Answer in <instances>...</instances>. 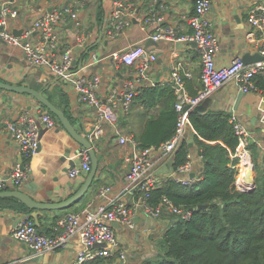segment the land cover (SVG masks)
I'll return each instance as SVG.
<instances>
[{"label":"crops","instance_id":"obj_1","mask_svg":"<svg viewBox=\"0 0 264 264\" xmlns=\"http://www.w3.org/2000/svg\"><path fill=\"white\" fill-rule=\"evenodd\" d=\"M6 0H0V6ZM18 14L10 19L9 27L20 34L32 22L46 11L69 1L79 4V21L88 36L83 42L77 39L75 21L69 16L56 25L61 47L71 46L74 69H79L89 75H98L100 83L97 94L101 98L113 88H121L122 80L129 74L132 66L113 58L112 53L132 45H143L157 54V59L151 64L144 78L136 87L128 112L117 109L112 121L103 122L104 132L101 136L91 139L98 157L94 177L85 195L77 202L63 209H44L38 219L33 217L38 231L50 233L55 219L63 214L80 210L88 203L98 205L107 203L116 194L122 193L126 203L133 208L135 227L129 228L121 223L114 224L117 240L126 252L125 264L139 262L155 254V241L169 225L170 217L163 213L160 218L144 214L136 206L137 193L125 190V174L127 163L123 158L130 144L121 143L119 138L132 134L146 139H158L173 119L176 94L170 75L173 64L182 61L191 76L185 78V89L189 94H196L201 86V60L199 51L191 41H176L169 39L153 40L150 34L156 23L151 20L153 15L162 17L163 25H173L177 32L186 34L192 31L186 17L194 12L195 0H120L124 4H134L135 10L123 15L129 23L114 36H107L109 20L115 2L118 0H11ZM211 8L208 16L212 29L218 38V48L215 52L217 64H227L232 58L246 53L250 55L259 52L264 42V30L256 31L253 39L245 36L248 30L247 15L253 4L264 0H210ZM101 4V13L98 12ZM141 16L135 18L134 14ZM144 19V20H143ZM148 19V21H146ZM36 33L32 34L34 38ZM251 60L247 63H252ZM0 80L9 83L24 84L35 89H42L44 95L58 108L64 111L71 123L82 136H88L91 124L96 117L94 106L78 101V91L73 82L67 78H59L45 67H35L29 63L19 45H13L0 39ZM258 86L264 83V72L256 75ZM47 86V87H46ZM242 92L233 82H227L215 89L198 105V112L225 111L235 113L243 120L251 132V141L255 143L256 159L261 164L264 156V121L261 119V108L264 107V90ZM50 96V98H49ZM23 108L34 113L49 111L44 105L28 93H17L0 88V177L6 178L17 162L21 160L20 150L16 142L4 128L7 119H11ZM167 112L170 117H167ZM167 117V118H166ZM52 128H42L37 152L30 159V169L19 185L7 182L0 190H20L37 201H60L71 196L75 191V183L80 180L77 188L85 179V174L72 177L69 169L78 165L75 156L82 149L80 143L71 136L59 120ZM155 120V122H150ZM194 130L189 124L186 139L192 138L189 144V154L192 166L188 172H176L178 179L201 176L202 159L198 154L199 147L194 141ZM90 140V138H89ZM137 140V139H136ZM137 142V141H136ZM137 146L138 145L137 142ZM75 150L78 152L76 154ZM201 151V150H200ZM76 154V155H75ZM174 154V152H173ZM155 148L152 155L159 161L155 167L158 184L173 174L169 169L170 158ZM167 169H163L164 166ZM254 173L256 170L254 168ZM194 176L191 177V173ZM111 186L106 196H98L99 188ZM29 211L18 199L12 196L0 197V264H73L75 253L82 246L78 238H73L56 250L45 252L34 259L32 250L21 240L12 235V228ZM22 214V215H21Z\"/></svg>","mask_w":264,"mask_h":264},{"label":"built area","instance_id":"obj_2","mask_svg":"<svg viewBox=\"0 0 264 264\" xmlns=\"http://www.w3.org/2000/svg\"><path fill=\"white\" fill-rule=\"evenodd\" d=\"M210 8V0H195L194 12L186 17L192 31L186 34L177 32L173 25H163L161 16L151 17V20L156 23L154 31L150 34L153 40L193 41L201 60V86L193 95L185 89V78L191 76L190 71L184 67L182 61H176L172 66L170 79L176 94L177 116L174 132L168 139L158 146L141 148L137 146L132 134L119 138L121 143L130 144L123 154L128 166L124 188L137 193L136 206L144 214L153 218H160L163 213L168 214L170 220L171 215L188 218L192 210L183 209L166 196H163L156 205L148 202L150 190L158 184L155 167L160 159V156L152 155V150L157 148L171 156L183 138H186V130L190 124V110L221 85L233 82L242 92L262 91L256 83V75L264 72V42L258 50L262 56L261 59L246 63L240 57H234L227 64H217L215 52L218 48V38L213 32L212 22L208 16ZM134 10V4L116 1L108 23L107 36L111 37L122 31L123 27L129 23L128 20L123 19V15L125 16L130 11L134 13ZM17 14L18 11L11 0H6L1 4L0 39L21 46L27 61L33 66L45 67L53 76L67 78L73 82L78 91V101L88 103L96 110V117L88 132L90 140L103 134V122L114 120L117 109L122 112L129 111L137 91V84L145 77L147 70L157 59L155 52L140 44L113 52V58L132 67L128 69L129 74L122 80L121 88H113L105 98H101L97 94L100 77L96 74H86L81 68L74 69L73 48L59 45L56 25L65 20L67 16L75 21L79 42H83L88 36L79 21V4L69 1L53 7L37 17L20 34L14 33L9 27L10 19L15 18ZM134 17L141 19L137 13ZM247 23L249 27L245 36L248 39H253L256 31L264 30V4L252 5L247 15ZM33 33H36L34 38ZM260 108L261 119L264 121V107ZM229 121L238 140L233 154L237 158L235 185L240 190H248L251 185L245 179V171L248 166L253 165L249 148L251 132L235 113H231ZM55 123L56 120L49 111L42 110L34 113L26 108L20 110L15 117L5 121L4 128L18 145L21 160L15 164L6 178L0 177V189L5 188L8 181L14 185H19L23 181L30 169V159L37 152L42 128H52ZM78 155L80 156L78 165H73L69 169L72 177L80 174L82 170L88 172L91 168L88 150L82 148ZM260 163L264 167V156ZM191 166L192 160L188 154L185 162L173 169V174L169 177L173 176L181 183L188 184L192 178L178 179L174 174L188 172ZM110 189L109 185L101 186L98 196H106ZM22 214L23 216L18 219L11 233L28 245L33 254L56 250L71 239L78 238L82 247L75 253L73 264H80L85 260L101 256L113 258L117 262L126 261V252L117 240L114 224L121 223L134 228L135 222L133 208L126 203L122 193L116 194L115 197L111 196L107 203L98 205L88 203L80 210L70 211L57 217L50 233L38 231L32 217ZM94 243H105V245L94 246Z\"/></svg>","mask_w":264,"mask_h":264},{"label":"trees","instance_id":"obj_3","mask_svg":"<svg viewBox=\"0 0 264 264\" xmlns=\"http://www.w3.org/2000/svg\"><path fill=\"white\" fill-rule=\"evenodd\" d=\"M97 6L101 13V4ZM259 88L264 90V83ZM230 115L221 110H190L194 141L201 150V176L188 184L167 177L150 190L147 200L156 205L166 196L192 211L188 218L171 215L170 224L155 241V254L139 264H264V167L258 164L255 143L250 141L255 185L251 190L236 187L237 158L233 154L238 140ZM176 116L175 111L158 139L139 136L135 139L138 145L158 146L168 139ZM188 154V141L183 138L173 154V169L184 163ZM200 204L205 207L198 208ZM80 264L125 263L101 256Z\"/></svg>","mask_w":264,"mask_h":264},{"label":"water","instance_id":"obj_4","mask_svg":"<svg viewBox=\"0 0 264 264\" xmlns=\"http://www.w3.org/2000/svg\"><path fill=\"white\" fill-rule=\"evenodd\" d=\"M14 33H16V32H14ZM191 43L196 45L195 42H193V41H191ZM261 58H262V56L259 52H257L256 54H253V55L246 53L243 56L242 60L247 63L251 60H258ZM59 78L60 77H57V79H59ZM0 88L6 89L9 91H13V92H17V93H28V94H31L32 96H34L39 101L40 105H44L47 109H49L54 114V116L59 120L61 125L64 128H66V130L71 134V136L73 138H75V140H77L80 143L81 147L86 148L88 150V152L90 154V159H91L90 170L86 174L83 170L80 172V174H85V179L83 180L81 185L77 188V186L80 182V180H78L75 183L76 191L71 196H69L68 198H66L64 200L52 201L49 199V200L44 201V202L37 201V200L33 199L31 196H29L26 193H24L20 190H17V189L0 190V197L1 196L15 197L16 199H18L22 204H24L28 208L29 211H24L23 213L27 214L30 217H33L35 220L38 219L39 214H41V211L44 209H47V210L63 209V208H67L71 204L79 201L87 192L92 179L95 178L94 173H95V170H96V167L98 164V157L96 155L95 148L92 144V141L89 140L88 137L82 136L79 132H77V130L75 129V127L71 123L68 116L65 115L64 111L61 110L60 108H58L54 103H52L44 95L42 89H35V88H32L28 85L9 83V82H4L2 80H0ZM194 109H197V106H195ZM188 142L190 145H192V138H189ZM75 152H76V154L78 153L76 150H75ZM198 154H201L200 150H198ZM75 160H76V162H79L80 156L78 154L75 156ZM172 164H173V157L170 158V166H169L170 170H173ZM163 169L166 170L167 166L165 165L163 167ZM254 172H255L254 171V165H250L246 168L245 179H246L247 183H249L251 185V187L248 190H251L255 185V173ZM190 175L192 177V176H194V173L192 172ZM197 207L198 208L205 207V204H200ZM102 245H105V243H94V246H102ZM42 255L43 254L35 255L34 259L39 258Z\"/></svg>","mask_w":264,"mask_h":264},{"label":"rangeland","instance_id":"obj_5","mask_svg":"<svg viewBox=\"0 0 264 264\" xmlns=\"http://www.w3.org/2000/svg\"><path fill=\"white\" fill-rule=\"evenodd\" d=\"M261 165V164H260Z\"/></svg>","mask_w":264,"mask_h":264}]
</instances>
